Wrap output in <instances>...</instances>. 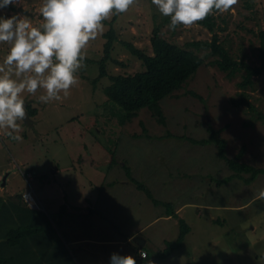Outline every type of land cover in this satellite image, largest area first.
<instances>
[{"label": "rangeland", "instance_id": "rangeland-1", "mask_svg": "<svg viewBox=\"0 0 264 264\" xmlns=\"http://www.w3.org/2000/svg\"><path fill=\"white\" fill-rule=\"evenodd\" d=\"M43 2L23 0V7H9L0 11V15L22 13L34 27H39L43 23L39 11ZM234 8V14L214 11L220 39L235 58L261 65L264 0H239ZM109 19L103 21V32L82 50V67L76 73L79 83L70 90L68 98L44 104L38 99L45 94L43 89L35 96L25 92L27 109L36 108L37 112L31 116L30 124L18 121L21 131L13 135L22 136V141L12 139L8 135L10 130L0 129L1 200L19 202L18 195L32 187L39 201V207L31 206L30 214L13 213L17 225L15 220L14 225L7 219L0 220L10 223L0 226V241L7 239L11 227L17 229L22 215L30 222L33 232L21 244L31 243L32 250L38 251L45 264H84L85 258L101 264L100 247L95 253L88 250L80 254L68 242L64 225L70 221L77 224L79 219L74 214L60 219L58 207L52 208L46 199L52 198L60 204L65 191L69 198L73 194L76 199L79 192L104 200L110 191L121 198L125 196L127 211L144 208L137 199L135 186L131 190L133 184L126 187L117 182L125 173L129 174L131 167L134 178L148 185L159 199L170 200L172 208H176L179 199L183 200L180 195L194 202L187 203L180 211L190 227L181 246H174L181 232L180 223L171 226L172 239L162 248L175 242L171 255L162 258L161 252L149 245L154 264H264V200L256 199L264 189V173L250 183L242 177L229 180L234 171L219 156L216 143H195L183 137L206 138L212 130L220 129L227 156H234L245 145L242 161L264 167V120L259 116V112L264 114V71L255 75L254 84L243 90L238 83L243 80L245 70L229 76L213 63L218 55L209 46H201L195 51L205 62L182 88L160 102L166 123H160L147 107L132 120L121 123L125 111L108 98L105 87L111 82L110 75L133 74L143 65L119 42L113 53L120 63L110 61L108 75L96 83L93 81L99 74L96 61L103 55L104 33L112 24ZM155 21L164 22L162 36L182 46L189 41L212 38V32L200 22L190 28L180 25L171 30L167 27L170 18L163 17L151 0H138L127 13L119 14L113 25L121 38L152 52L150 37ZM9 49L7 43H0V63ZM241 91L248 93L255 109L246 103L233 105L232 98H239ZM7 171L6 183L2 185ZM26 171L32 172L29 178ZM108 182L114 183L111 189ZM60 183L63 185L59 187ZM207 202L212 204L207 206ZM69 206L77 209L73 204ZM110 206H113L110 213H120L116 208L118 203ZM121 213L119 218L126 212ZM125 245L119 246L120 255H131V249ZM41 249L46 257H42ZM107 249L111 255L118 251L113 246ZM101 254L106 255L104 251Z\"/></svg>", "mask_w": 264, "mask_h": 264}, {"label": "clouds", "instance_id": "clouds-1", "mask_svg": "<svg viewBox=\"0 0 264 264\" xmlns=\"http://www.w3.org/2000/svg\"><path fill=\"white\" fill-rule=\"evenodd\" d=\"M138 0H44L39 9L43 23L34 27L22 13L10 17L0 15V43L10 45L0 63V129L13 135L21 131L18 121L28 119L23 94L38 97L41 103L68 98L79 83L76 73L82 67V50L104 30L103 21L114 14L127 13ZM167 25L176 30L180 25L190 28L213 12H235L239 0H151ZM23 7V0H0V11ZM62 94V95H61ZM25 199L30 203L26 193ZM256 199L264 200V189ZM32 206V205H31ZM144 256V254L141 253ZM109 264H137L132 255L113 253Z\"/></svg>", "mask_w": 264, "mask_h": 264}, {"label": "trees", "instance_id": "trees-1", "mask_svg": "<svg viewBox=\"0 0 264 264\" xmlns=\"http://www.w3.org/2000/svg\"><path fill=\"white\" fill-rule=\"evenodd\" d=\"M118 16L119 14H114L113 18L108 20V22L112 24L104 33L105 42L103 46V55L98 61H96L99 63V74L93 78V81L96 83L104 76L108 75V64L110 61L120 63V61H118L119 59L116 58L113 53L117 49L119 42L126 48V50L142 62L143 68L133 74L118 73L110 75L111 82L105 87V92L108 98L119 103L125 111V114L121 117V123L132 120V118L138 115L140 110L145 107L149 108L154 114H156L160 123H166V116L160 102L182 88L184 83L192 77V75H194L205 62L204 57L195 51V49H199L201 46H209L211 52L214 55H218V57L213 60V63L226 71L229 76H233L237 72L245 70L243 80L238 83L243 90H246L248 86L254 84L255 75H260L264 71V30L260 32L261 65L256 66L250 64L244 59L235 58L233 54L230 53L217 32L216 27L218 23L216 22L214 12L205 20L200 21L203 26L212 32L211 40H193L187 42L185 46L179 45L162 36L161 30L164 22L155 21L153 34L150 37L152 52L144 47L138 46L130 39L120 37L119 31L113 25V23L118 20ZM88 60L91 62L95 61L92 59ZM191 93L203 99L199 93L195 91H191ZM232 103L234 106H240L241 104L246 103L252 109H255V105L249 100L246 91H241V96L239 98L233 97ZM28 111L30 116H32L37 112V109L29 107ZM259 116L264 120L263 113L259 112ZM141 123L144 124V122ZM220 132V129L212 130L208 137L201 139L185 135H183V137H187L195 143H216L219 156L225 158L231 170L234 171L233 174L228 176L229 180L234 177H242L245 179L246 183H250L257 175L264 173V167H255L242 161L246 151L245 145L241 146L234 156H227L226 142L220 135ZM145 134L150 136L147 133ZM169 134L173 135L171 133ZM128 170L130 173L131 169L128 168ZM134 182L139 188L144 189L147 195L153 199L155 203L160 202L153 196L149 187L144 182L135 178ZM18 196L20 198L18 200L19 202H4V199L1 200L0 196V204L2 203V207L0 206L2 211L0 210V213L3 214L4 212L5 214L4 216H0V220L4 218L12 222V224L15 222V225H17L18 222L17 219L14 218L13 213L18 211L20 214L21 212H27V214H30L33 207L24 200L23 194ZM168 206L169 211L172 214H176L175 209L172 208V204L168 203ZM21 220V224L15 227L17 229L15 230L11 227L9 232H12H8L7 239L5 241L4 239L3 241H0V264H45V261L38 255V251L32 250L31 243L21 244L22 240H26V238H29L28 236H32L31 232H33L30 222L22 217V215ZM6 223L9 222L2 221L0 226H6ZM180 224L181 232L175 240L176 244L174 245L175 242H169L170 245L160 253L162 257L166 258L171 255L175 249L174 246H177V244L181 246L186 234L190 231L189 224L185 219L180 218ZM33 237H35V235ZM40 246L45 247L44 245ZM17 248H22V250L20 251ZM41 255L42 257H46L44 249H41ZM32 259L34 260L32 261Z\"/></svg>", "mask_w": 264, "mask_h": 264}, {"label": "crops", "instance_id": "crops-1", "mask_svg": "<svg viewBox=\"0 0 264 264\" xmlns=\"http://www.w3.org/2000/svg\"><path fill=\"white\" fill-rule=\"evenodd\" d=\"M122 164L124 165L126 163L123 162ZM131 173L132 171H130L128 175L125 173V176L121 177L117 182L126 187L132 186L133 184L131 190L135 186L137 195L139 196L137 199H139L141 205H144V208L139 207L136 210L129 209V211H127V207L124 203L125 196L121 198L110 191L109 197L104 200L100 199L101 201L87 195V193L80 195L79 192L77 194L79 196L76 199L73 194H71L69 198L65 194V191L62 192V197L64 199L60 204L54 203L55 201L52 198L46 199V201L50 202L49 204L53 206L52 208L56 209V207H58L60 219L63 218L62 216H69L71 214H74L75 217L79 219L77 224L70 221L64 225V230L68 232V242L72 243L80 254L88 250L95 253L98 247H100L99 249L101 250H98V252L102 262L101 264H109L110 262L111 254L107 248L113 246L118 250L116 253L120 254L119 246L124 245L125 247L127 246L125 244H128L129 249H131V255L135 257L137 264H142V262L143 264H154L155 259L150 256L151 250L149 245L151 244L154 249L161 252L168 239H172L170 237L171 226L173 224H179L180 218L185 219L183 215H181V209L187 203H194L180 195L183 200L180 201L179 199V204H177L176 208L173 207L176 214H172L168 206V203L172 204V202L156 197L153 190L147 185L153 196L160 201L159 203H155L144 189H142V191L141 188L137 186L133 181L134 176ZM92 184L94 183L92 182ZM61 185L63 184L60 183L58 186L60 187ZM110 185L113 186L114 183H107L109 189H111ZM140 191L144 194H138ZM69 192L71 193V191ZM112 203L119 204L116 208L120 213H110L113 209V206H110ZM69 204L77 206V209H73ZM210 204L212 203L207 202V206H210ZM65 205L66 207L64 208ZM98 205H100L101 208H97ZM121 212H126L123 213L125 217L119 218L122 214ZM136 235L139 236V241L134 238ZM93 247L95 249H92ZM140 249H146L148 251L146 258L140 256ZM101 251H104L106 255L101 254ZM145 261L147 263H144ZM84 264H96V262L85 258Z\"/></svg>", "mask_w": 264, "mask_h": 264}, {"label": "built area", "instance_id": "built-area-1", "mask_svg": "<svg viewBox=\"0 0 264 264\" xmlns=\"http://www.w3.org/2000/svg\"><path fill=\"white\" fill-rule=\"evenodd\" d=\"M25 174L29 178L32 175V172L31 171H26ZM30 188L31 189H29L26 192H24L23 198L28 203V201L25 199V194L27 193L29 195V197H30V203H31V205L34 206V207H39L38 197H37L36 193L33 192V188L32 187H30ZM141 253L144 254L145 257H147V255H148V251L146 249H140V256L143 257L141 255Z\"/></svg>", "mask_w": 264, "mask_h": 264}, {"label": "water", "instance_id": "water-1", "mask_svg": "<svg viewBox=\"0 0 264 264\" xmlns=\"http://www.w3.org/2000/svg\"><path fill=\"white\" fill-rule=\"evenodd\" d=\"M26 111H27L28 119H26L25 121H26V123L30 124L31 121H32V118H31V116H30V114H29V111H28L27 107H26ZM8 174H9V171H7V172L5 173V175L3 176V178H2V182H3V184H2V185H5ZM134 238H135L137 241H139V240H138V239H139V236H138V235H136Z\"/></svg>", "mask_w": 264, "mask_h": 264}]
</instances>
